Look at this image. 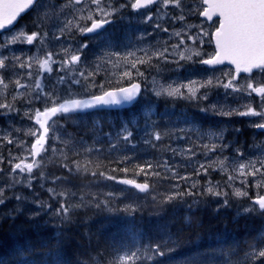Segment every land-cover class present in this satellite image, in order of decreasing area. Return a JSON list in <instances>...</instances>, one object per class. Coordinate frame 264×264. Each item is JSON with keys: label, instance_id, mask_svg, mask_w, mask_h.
Wrapping results in <instances>:
<instances>
[{"label": "rangeland", "instance_id": "rangeland-1", "mask_svg": "<svg viewBox=\"0 0 264 264\" xmlns=\"http://www.w3.org/2000/svg\"><path fill=\"white\" fill-rule=\"evenodd\" d=\"M126 1L128 2V0ZM160 2H158V5L161 4L158 10L164 12L156 10L158 5L155 10L169 19L160 22L158 28L155 27L153 30L143 28L141 32H135V34L132 30L131 18L128 16L125 19L126 29L116 22L106 32L101 31L97 34L87 35L76 31L74 27L76 23H90L79 20L81 15H87L88 10L95 7L90 5V0H83V4H75L74 0H39L37 8L30 14L31 26L22 22L14 33L4 31L0 34V44L10 38V35L19 32L31 34L35 31L42 34L40 39L33 44L18 41L16 44L0 46V59L7 57L5 61L7 67L0 69V75L5 77V83L9 85L5 88L0 84V103L11 100L13 104L15 101L21 100L23 103L21 106L23 116L8 119V122L12 123L9 128L12 133L7 134L6 130L0 132V136L7 137L0 142V147L3 151L6 150L9 155L7 168L4 172L6 176H3L7 182L0 183V187L4 188V193L8 191L4 198L5 201L13 196H20L22 200L18 201L29 214H38L44 218H54L55 220H61L62 216L56 215L61 203L80 205L79 207L90 209L96 207L99 208L97 211L100 214L110 212L109 214L123 213L133 216L140 208L156 203L161 198L185 197L190 201H195V194L199 193H202L206 200V196H211L208 203L212 207L220 208H225L232 197L246 198L247 201H244L243 205L233 208L238 214L245 213L247 212L245 209L254 207L250 198L257 194H264V179L256 177L254 180L252 177H239L234 182H230L231 186L229 187L226 185V173L220 170L217 161L225 160L228 172L235 174V166L239 163H247L249 160L253 162L264 160V131L252 126V122L259 121L260 117L238 115L226 117L216 115L211 109L215 105L217 109L239 108L246 110L243 106L251 105L260 111L264 106L260 104L261 98L255 93L249 96L247 92H232L230 89L226 91L223 87L199 88V82L206 79H212L214 83L216 80L227 82L231 78L234 68L231 65L208 67L196 62L200 59L196 56L191 61L181 60L177 53L184 51V48L175 49L171 45L179 41V37H176L174 33L181 31L182 34H185V47L201 51L207 58L214 53L215 45L214 42H210L211 35L201 33V28L204 33H212L216 20L209 23L195 11L200 6L201 0H183L182 10L172 6L166 7L163 1ZM127 9L132 10L131 8ZM174 12H178V14L175 15ZM181 15L185 16V19L181 21L180 27L169 30V25L173 24ZM134 20L138 25L145 23L142 17L141 19L134 17ZM68 21H72V24L68 25ZM66 25L68 26L65 27ZM165 28L170 31L168 34L163 31ZM68 32L70 35L67 34ZM118 32L123 33L120 40L117 38ZM59 33H62L66 39H59L57 37ZM151 33H155V35L149 36ZM188 35L197 36L195 44L187 39ZM200 40H203L202 47ZM81 44H86L87 47L80 49L82 53L80 63L71 67L66 64L61 65L60 62L66 58L65 48L69 50L68 54H70L79 49ZM165 47L169 50L167 62L163 59L157 60L153 56L151 65L148 63L137 64L136 67L144 73L143 76L137 75L128 63V61L138 58L148 60L152 53ZM49 52L53 54V61H55H50L52 67L50 73L45 72L38 63V61L42 62ZM187 54L186 52L185 55ZM15 57H19V61ZM29 57L32 58L31 61L28 60ZM20 62H31L32 68H20ZM28 71L32 72L31 78L27 75ZM81 71L85 72L86 76L88 73L94 72L95 75L91 77V83L103 84V90L128 85V78L122 79V75L124 71H131L132 79L142 83L143 90L138 103L127 112L131 113L134 109L140 108V113L132 114L129 118H123L122 111L114 113L105 111L78 112L63 118L55 117L53 120L57 122L55 124L50 122L52 131L49 132L45 145L49 151L42 152L40 157H33L30 152L35 137L29 133L39 129V125L35 123L34 119H29L25 113L33 112L36 108L43 109V101L46 99L43 95L44 92H52L61 99L69 98V93H72L76 98L101 94V89L91 87L89 80L79 76ZM253 76V83L264 82V74L254 71ZM61 77L65 79L61 81ZM248 77V74H244L240 78L238 77L234 83H238L243 89L248 83ZM17 79H20L21 84H25L27 87L15 86L14 81ZM77 79L81 81L80 84L70 83ZM189 81H197V84L193 86L198 88L194 98H187L186 89H182L185 92V97L156 95L162 87L167 88L168 85L176 87L180 84H187ZM37 83L41 85L39 89L35 87ZM203 93H207V100L200 98ZM37 94L40 95V100L35 99ZM13 96L16 97L15 100H13ZM29 100L32 101L31 104L28 103ZM206 108L209 111H201ZM206 115L208 118L205 119ZM205 125L208 126L206 129H204ZM234 129H240V131L235 132ZM221 130L224 131V142L229 145L227 148H218L216 152H208L202 148L204 144L221 143L213 136V133H218ZM127 131L132 132V137L126 141L123 136ZM156 133L161 134V140L154 138ZM18 137L19 139H17ZM57 137L59 138L57 139ZM9 138L13 143H8ZM11 146L16 150L12 151ZM53 148L55 151L50 150ZM189 148H191V152L188 151ZM239 152H243L244 155L240 156ZM41 158L43 160L41 167L34 168L31 175L36 176L37 172H42V175L31 180V187L27 186L29 182L26 178L27 173H20L19 170L15 174L10 172L14 164L21 160L25 163H32L33 159L40 161ZM74 161L79 163L80 170L76 169ZM85 164L88 167L87 172L83 170ZM165 164L169 168L161 167ZM200 164L211 165L207 175L202 172L200 175L195 174ZM64 165L72 168V172H69ZM115 165L118 166L117 168H127L128 172H123L121 175L115 174L113 169H110ZM145 165H152L151 170L145 168L144 172H141L137 167ZM172 168L175 169L176 177L170 170ZM93 171L97 175L93 176L91 174ZM101 172L104 175H100ZM145 172H159L160 176L145 175ZM108 176L132 177L147 181L151 186L148 192L141 194L135 189L107 179ZM178 176H187L189 179L180 180L177 178ZM14 177L15 180L21 182L15 183L12 187L9 183ZM241 180H246V185H242ZM208 181H211L213 185L219 182L220 188L228 195L207 194L205 189L209 186ZM193 183H195V187H192ZM49 189H54L55 194L49 192ZM236 189H242L248 195L237 197L234 195ZM189 191L192 194L176 195V193H188ZM60 192L66 193V198L59 196ZM225 200H227L226 204ZM76 208L73 207L70 213L74 212ZM84 222L88 224V219ZM124 230L130 229L122 227L117 234L115 233L116 235L114 233L110 235L109 232L101 230L93 232V241L98 244L100 240V247L104 245V238L111 237V243H108L109 245L97 254L92 255L91 264H107V262L113 264L119 257L132 252H136L139 257L135 264H178L181 262L173 260L168 263L156 262L161 259V256L158 258L151 256L152 251L148 250L149 243L144 241L141 233L136 231L137 234L131 243L130 240L123 239L121 233ZM260 248H264V227L257 237V242L251 244L250 253L254 255V250L258 251ZM234 261L231 254L224 258L218 256V264H233ZM256 264H264V259H256Z\"/></svg>", "mask_w": 264, "mask_h": 264}, {"label": "snow or ice", "instance_id": "snow-or-ice-1", "mask_svg": "<svg viewBox=\"0 0 264 264\" xmlns=\"http://www.w3.org/2000/svg\"><path fill=\"white\" fill-rule=\"evenodd\" d=\"M158 2V0H128L127 3L121 4H111L108 3L107 0H90V5H94V8H90L88 10L87 15H81L79 20L86 21L90 23H76L75 29L81 34L94 33L98 29H101L105 24L110 23L109 17L113 16L117 11L123 8H131L136 11H140L141 9H147L150 5H154ZM75 4H83V0H74ZM163 3L166 7L172 6L177 9H183L182 0H163ZM36 4V0H0V30H4L9 28V26L13 25V23L17 20L22 12L30 7H33ZM202 15L206 20L211 21L213 17H216V21L214 24V31L212 33H204L201 28V33L204 35H211L212 40L210 42H214L215 51L212 55L205 58V54L201 51H194L190 48L185 47V34H182L181 31H176L174 35L179 37V41L174 45H171L172 48L180 49L184 48V51L178 52L181 60H189L191 61L194 56L200 57V59L196 62L207 65V66H216L224 64L227 61L229 64L234 65L233 74L231 78L227 81L216 80L214 83L212 79H206L202 82H199V88H208L212 87H223L226 91L231 90L232 92H247L249 96L253 93L257 94L261 98V104L264 105V82H260L259 84L253 83L254 79V70L257 73L264 74V0H201L200 6L195 10ZM147 19H152L150 15L147 16ZM179 20H184L185 16L181 15L177 17ZM72 21H68V25H71ZM66 25L65 27H67ZM159 27V25H156ZM11 33L15 32V29H9ZM63 31V30H61ZM163 31L167 32L168 29H163ZM40 32H32L31 34H26L25 32H19L18 34L10 35V38L4 40L3 44L0 46H6L8 44H16L19 42H27L28 44H33L38 41L41 37ZM199 35V34H198ZM187 39L191 41L193 44L196 43L197 36L188 35ZM200 45L202 47L203 40H200ZM87 47L86 44H81L80 48L75 52L70 54L69 50L65 48L66 58L60 62L61 65H68L71 67L72 65L79 64L81 61V51L80 49ZM168 48L165 47L162 50L156 51L149 56L148 60L138 58L136 60H130L128 63L131 65V68L136 71L137 75L143 76L144 73L141 72L136 66L137 64H145L148 63L151 65L152 57L155 59L161 60L163 59L165 62L168 61ZM188 53L185 55V53ZM147 55V53H146ZM16 60L19 61V57H15ZM31 57L28 58L31 61ZM7 57L4 59H0V69H6L7 65L5 61ZM50 61H53V54L51 52L47 53L46 58L38 63L40 67H42L45 72L50 73L52 71V67ZM20 68H32V63L28 62H20ZM243 72L249 74L248 83L241 88L238 83H234L237 81L239 74ZM27 75L29 78L32 77V72L28 71ZM95 75L94 72L88 73L85 75V72H79V76L85 78L90 81V86L101 89V94L99 95H91L86 98H76L69 93V98L61 99V97L55 95L52 92H44L43 95L46 99L43 101V109L40 108L34 109L33 112L25 113L28 115L29 119H34L35 123L39 125V129L31 131L29 134L35 137L34 143L31 145L30 155L33 157H40L42 152L49 151L48 148H45L48 140V134L52 131L51 126L48 124V121L52 120V123L55 124L57 121L53 120L54 117L63 118L65 116L71 115L73 113H78L84 110L98 108L102 106H110V105H121L126 102H132L136 100L141 91V84L135 82L132 79L131 71H124L122 75L123 78H128L129 83L127 86H120L114 89L103 90V84H94L91 83V77ZM227 75V73H226ZM61 81L65 78L61 77ZM70 83L80 84V80H72ZM0 84H2L5 88L9 85L5 83V77L0 75ZM197 84V81H189L187 84H180L176 87L172 85H168L167 88L162 87L160 92H157L156 95L166 94L170 97H185V92L182 89L187 90V98L191 99L196 97L198 88L193 87ZM14 85L17 87L26 88L27 85L21 84L20 79L14 81ZM37 89L41 87L39 83L35 85ZM87 91V88H85ZM202 99L207 100V93H203L200 97ZM16 97L13 96V100ZM36 100H40L41 97L39 94L35 97ZM29 104L32 103L31 100L28 101ZM246 110H240L239 108H232L225 110L223 108L217 109L215 105L212 106V111L215 112L216 115L230 117L232 115L238 116H256L260 117L259 121H253L252 126L264 131V106L261 107L260 111H257L255 108L251 107V105L243 106ZM0 108L5 109L9 112L18 111L14 109L11 104L8 103H0ZM201 111L207 112L209 109H201ZM42 130V131H41ZM235 132H239L240 129H234ZM215 139L221 141L219 144H204L202 148L206 149L208 152H216L219 149L227 148L229 145L224 142V131L221 130L218 133H213ZM132 137V132L127 131V133L123 136L124 140H130ZM59 137H57L58 139ZM154 138L156 140H161L162 136L160 133H156ZM8 143H13L12 140H8ZM51 151H55V149H50ZM191 152V148L188 149ZM240 156H243V152L238 153ZM127 159V158H125ZM3 161L0 160V163ZM11 163V161H9ZM43 160L41 158L40 161H36L33 159L32 163H25L23 160L19 163H15L11 168V174H15L17 170L20 173H27L26 177L29 182L27 184L28 187H31V180L37 179L42 175V172H37L36 176H32L31 174L35 169H39ZM76 169L80 170V165L78 162H73ZM123 163V161H121ZM219 164L220 170H223L226 173V185L231 186L230 182H234L239 177H252L254 180L256 177H260L264 179V160H257L255 162L249 160L247 163H239L235 166V174L229 173L228 169L225 167V160L217 161ZM259 164V167H257ZM65 168H68L67 165H64ZM141 172H144L145 168L151 170L152 165L145 166H137ZM161 167L169 168L167 164L162 165ZM209 167L211 165L200 164L198 169L196 170V175H200L201 172L207 175ZM72 168H68L69 172H72ZM83 170L85 172L88 171L87 164L84 165ZM174 177L177 176L175 169H170ZM2 171V169H0ZM123 172H128L127 168L121 169ZM93 176L97 175L95 171L91 173ZM155 175L160 176L159 172H145V175ZM100 175H104V173H100ZM107 179L115 180V176H108ZM180 180H187L189 177L187 176H178ZM59 179V178H58ZM15 183H20V180H15ZM120 183L126 185H132L136 189L140 191H147L150 187L148 183H137L133 179H123L119 181ZM242 185H246V180L240 181ZM208 187L206 188V192L209 195L213 196H227L228 193L223 191L219 182L215 185L212 184L211 181H208ZM178 186V185H177ZM195 183H193L192 187H195ZM259 186V185H258ZM49 192H53L55 194L54 189H49ZM4 188L0 187V204L5 203L4 199ZM184 194H192L190 191L188 193H176V195H184ZM59 196L66 198V193L60 192ZM111 195V194H110ZM234 195L237 197H245L248 193L242 189H236L234 191ZM173 197L169 196L167 199L171 200ZM15 199L22 200V197L16 196ZM252 200V204L254 207H250L245 209L247 212L259 211L261 215H264V195L257 194L254 198H250ZM227 203V200L224 201ZM80 205H70L68 203H61L59 205V209L56 211L57 216H63L65 220L69 219V213L73 207H79ZM51 207V205H48ZM99 207V204H97ZM155 254L163 256L165 253L160 251V245L157 244L154 246ZM254 255L256 259H264V248H260V250H254ZM139 259L136 252H132L130 254L121 256L117 261H114L113 264H135V262Z\"/></svg>", "mask_w": 264, "mask_h": 264}, {"label": "trees", "instance_id": "trees-1", "mask_svg": "<svg viewBox=\"0 0 264 264\" xmlns=\"http://www.w3.org/2000/svg\"><path fill=\"white\" fill-rule=\"evenodd\" d=\"M137 101L120 110L123 118L140 113V108L127 112ZM117 167L110 169L121 175L123 168ZM199 194H195L193 202L185 197L171 200L164 197L140 208L133 216L100 214L96 207H77L67 220L63 216L55 220L29 214L13 196L9 204L0 206V264H91L92 255L111 243V237L104 238V245L100 247V240L98 244L93 241V232L101 230L112 235L122 227L130 229L121 233L123 239L130 242L136 231L140 232L149 243L153 258L160 256L155 254L154 248L160 245V251L165 254L156 262L218 264V256L224 258L231 254L233 264H256L250 246L257 242L264 227V215L258 210L236 214L233 208L243 205L246 198L232 197L225 208H220L208 203L211 196H206V200Z\"/></svg>", "mask_w": 264, "mask_h": 264}, {"label": "flooded vegetation", "instance_id": "flooded-vegetation-1", "mask_svg": "<svg viewBox=\"0 0 264 264\" xmlns=\"http://www.w3.org/2000/svg\"><path fill=\"white\" fill-rule=\"evenodd\" d=\"M162 2L163 0H158V2ZM183 1V0H182ZM158 2L156 3V4H154V5H150L147 9H141L140 11H133V9L132 10H128L127 8H123V9H121V10H119V11H117L113 16H111V17H109V20H110V23H108V24H105L103 27H102V29H100L98 32H96V33H93V34H97V33H99V32H101V31H104V32H106V31H108V30H110L115 24L114 23H116V22H119V24L120 25H122V28H125L126 29V26H125V19H126V17L128 16V17H130L131 18V22H132V24H133V26H132V30H133V32H134V34H135V32H141L142 31V29L143 28H145L146 30H148V29H151V30H153L155 27H156V25H160V22H162L163 20H168L169 18L166 16V17H163V15H162V13L164 12L163 10H158L159 9V6L161 5V4H159L158 5ZM160 2V3H161ZM108 3H111V4H121V3H127V1L126 0H110V2H108ZM158 5V6H157ZM156 6H157V11H162V13H158L156 10H155V8H156ZM169 7V6H168ZM37 8V3L35 4V6L31 9V10H29V11H27V12H25V13H23V14H21L20 16H19V18L17 19V21L12 25V28L11 29H16L22 22H26L27 24H28V26H31V20L32 19H30V14L32 13V11H34L35 9ZM165 10V9H164ZM175 13V15H177L178 14V12H174ZM167 14V13H166ZM148 15H150L151 17H152V19H147V16ZM134 17H136V18H138V19H141V17L142 18H144V21H145V23L144 24H142V25H138L137 23H136V21L134 20ZM202 17V16H201ZM203 18V17H202ZM204 19H206V18H204ZM217 19V18H216ZM215 18L212 20V21H208L209 23H212L214 20H216ZM173 20V19H172ZM182 20H179V19H177L173 24H171V25H169V30L171 29H173L174 27H177V28H179L180 27V25L182 24V22H181ZM171 22V21H170ZM166 26H168V25H166ZM165 26V27H166ZM41 27V26H40ZM158 28V27H157ZM151 30H149V31H151ZM4 31H9V30H3V31H1L0 32V34L2 33V32H4ZM165 32V31H164ZM170 31H167V32H165L166 34H168ZM67 34H69L70 35V33L68 32ZM68 35V36H69ZM87 35H91V34H87ZM122 35H123V33H121V32H118V35H117V38L120 40L121 38H122ZM153 35H155V33H151V35H149V36H153ZM46 36V35H45ZM51 36H53V35H51ZM50 36V37H51ZM113 36H114V34H113ZM46 37H48V36H46ZM149 38H153V37H149ZM242 75H244V74H242ZM241 75V76H242ZM240 76V77H241ZM239 77V78H240ZM126 86V85H125ZM10 100V99H9ZM21 100V99H20ZM1 103H8V104H11L12 105V107L15 109V106H17V110H18V112H16V111H11V112H9V111H7V110H5V109H2V108H0V132H3L4 130H6V133L7 134H9V133H12V131H10L9 130V128L11 127V124L10 123H8V119H12V117H17V116H23V111L21 110V106L23 105V103H22V100L21 101H15V104H13L12 103V100L11 101H5V102H1ZM260 104H261V102H260ZM23 109V108H22ZM42 110V109H41ZM112 110H116V109H112ZM118 111H120V110H122V108L121 109H117ZM91 111H105L106 113H110V109H95V110H90V111H83V112H91ZM204 118L206 119V118H208V116L206 115V116H204ZM8 126V127H7ZM206 127H208L207 125H205V127H204V129H206ZM258 130H260V129H258ZM262 131V130H261ZM14 132V131H13ZM7 137H5V136H0V142H2V140H4V139H6ZM17 139H19V137L17 138ZM231 140H232V138H230ZM9 140H12L11 138H9ZM34 143V142H33ZM13 146V145H12ZM11 146V150L12 151H14V150H16L14 147H12ZM19 147H21V145H19ZM220 152V151H219ZM8 158H9V155H8V153H7V151L6 150H2L1 149V147H0V160H2L3 162L2 163H0L1 165H0V169H2V171H0V183H5V182H7V181H5L4 179H3V176H6V173H4L5 172V169L7 168V164H8ZM14 164V163H13ZM116 180H117V178L114 180L115 182H116ZM12 181H14V179L13 180H11V182L9 183L12 187H13V185L15 184V182H12ZM13 183V184H12ZM149 183V182H148ZM150 184V183H149ZM151 185V184H150ZM8 192V191H7ZM6 194L7 193H5L4 194V197L6 196ZM262 195H264V194H262ZM254 198V197H253ZM252 201V200H251ZM11 202V198L9 199V200H7V201H5V203L4 204H9ZM4 204H0V206H2V205H4Z\"/></svg>", "mask_w": 264, "mask_h": 264}, {"label": "water", "instance_id": "water-1", "mask_svg": "<svg viewBox=\"0 0 264 264\" xmlns=\"http://www.w3.org/2000/svg\"><path fill=\"white\" fill-rule=\"evenodd\" d=\"M37 1V0H36ZM32 7H30L29 9H26L24 12H22L21 14H23V13H25V12H27L28 10H30ZM20 14V15H21ZM202 16V15H201ZM203 17V16H202ZM19 18V17H18ZM17 18V19H18ZM204 18V17H203ZM214 18H216V17H213V19ZM212 19V20H213ZM211 20V21H212ZM17 21V20H16ZM15 21V22H16ZM209 21V20H208ZM14 22V23H15ZM13 23V24H14ZM12 27V25L11 26H9V28H11ZM6 29H8V28H6ZM6 29H4V30H6ZM102 29V28H101ZM100 29H98L96 32H98ZM1 31H3V30H0V32ZM96 32H94V33H96ZM87 34H93V33H87ZM222 65H231V64H229L227 61H225V63L224 64H221V65H216V66H208V67H217V66H222ZM233 68H234V65H231ZM241 74H243V72H241L239 75H241ZM135 82H138V81H135ZM138 83H140V82H138ZM141 84V83H140ZM127 86V85H126ZM111 89H114V88H111ZM141 91H142V84H141ZM141 91H140V94H139V96L136 98V100H138V98L140 97V95H141ZM96 95H99V94H96ZM87 97H89V96H87ZM83 98H86V97H83ZM136 100H134V101H132V102H126V103H124V104H121V105H110V106H102V107H98V108H92V109H88V110H84V111H90V110H95V109H121V108H126V107H129V106H131ZM81 112H83V111H81ZM51 122V120L50 121H48V124ZM42 131V130H41ZM123 179H133L132 177H121V178H118V180H116L119 184H122V185H126V184H123V183H120L119 181L120 180H123ZM133 180H135V179H133ZM137 183H147V182H145V181H138V180H135ZM149 184V183H148ZM150 185V184H149ZM126 186H128V187H133V188H135L134 186H132V185H126ZM136 189V188H135ZM149 189H150V187H149ZM149 189L147 190V191H140L139 189H136L137 191H139V192H142V193H146V192H148L149 191Z\"/></svg>", "mask_w": 264, "mask_h": 264}, {"label": "bare ground", "instance_id": "bare-ground-1", "mask_svg": "<svg viewBox=\"0 0 264 264\" xmlns=\"http://www.w3.org/2000/svg\"><path fill=\"white\" fill-rule=\"evenodd\" d=\"M57 37H58L59 39H63V40L66 39L62 33H59ZM193 115H194V114H193ZM8 123H9V122H8ZM7 127H8V126H7ZM93 133H94V132H93ZM101 145H102V144H101ZM230 145H231V144H230ZM117 160H118V159H117ZM212 176H213V175H212ZM146 177H147V176H146ZM200 178H201V177H200ZM110 181H111V180H110ZM214 182H215V181H214ZM195 183H196V182H195ZM205 190H206V189H205ZM14 192H15V191H14ZM6 193H7V192H6ZM199 195H200V194H199ZM185 196H186V195H185ZM4 198H5V197H4ZM220 200H221V199H220ZM182 201H183V200H182ZM184 201H185V200H184ZM184 201H183V202H184ZM215 201H216V200H215ZM192 202H193V201H192ZM108 203H109V202H108ZM148 203H149V202H148ZM145 204H146V203H145ZM162 204H163V203H162ZM180 204H181V203H180ZM183 204H184V203H183ZM166 206H167V205H166ZM182 207H183V206H182ZM230 208H231V206H230ZM117 209H118V208H117ZM122 209H123V208H122ZM182 210H183V209H182ZM213 210H214V209H213ZM109 211H110V210H109ZM111 212H112V211H111ZM213 212H214V211H213ZM213 212H212V213H213ZM109 213H110V212H109ZM183 213H184V212H183ZM188 213H189V212H188ZM218 213H220V211H219ZM133 214H134V213H133ZM236 214H237V213H236ZM108 216H109V215H108ZM214 216H215V215H214ZM101 217H102V216H101ZM178 217H179V216H178ZM235 217H236V216H235ZM105 218H106V217H105ZM109 219H111V218H109ZM216 220H217V219H216ZM113 221H114V219H113ZM153 225H154V224H153ZM178 225H179V224H178ZM117 226H118V225H117ZM150 226H151V225H150ZM109 230H110V229H109ZM113 231H114V230H113ZM119 231H120V230H119ZM105 232H106V231H105ZM105 232H104V233H105ZM104 233H103V234H104ZM113 233H114V232H113ZM114 235H116V234H114ZM106 236H107V235H106ZM104 237H105V236H104ZM177 244H178V243H177ZM179 244H180V243H179ZM208 247H209V246H208ZM179 248H180V247H179ZM206 248H207V247H206ZM148 253H149V252H148ZM151 253H152V252H151ZM195 253H196V252H195ZM179 254H180V253H179ZM179 254H178V255H179ZM196 254H197V253H196ZM211 254H212V253H211ZM144 262H145V261H144Z\"/></svg>", "mask_w": 264, "mask_h": 264}]
</instances>
